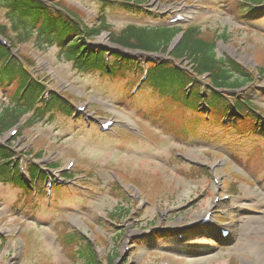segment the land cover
Masks as SVG:
<instances>
[{"label": "rangeland", "instance_id": "obj_1", "mask_svg": "<svg viewBox=\"0 0 264 264\" xmlns=\"http://www.w3.org/2000/svg\"><path fill=\"white\" fill-rule=\"evenodd\" d=\"M239 2L151 0L141 14L99 0H63L62 6L74 9L88 28L104 14L112 33L128 25L167 26L182 15L175 25L198 27L205 38L217 39L218 58L256 74L264 69V25L250 28L239 20ZM108 37L102 33L88 44L137 61V70L125 65L112 77L81 72L62 60L56 46L40 48L32 38L18 47L45 88L42 99L64 94L62 102L79 118L50 99V107L65 113L36 103L33 113L0 133V145L10 146V163L25 183L28 166L42 174L36 195L34 188L0 181V264H74L76 247L65 244L72 232L93 244L103 264L105 255L114 264H264V133L249 134L241 124L221 128L213 113L193 115L149 86L133 93L149 63L169 57L123 50ZM179 64L189 70L188 63ZM16 89L15 79L0 85V110L13 102ZM233 94L264 115V76L254 75ZM107 121L113 126L102 132ZM64 173L73 179L64 181ZM49 182L61 186H52L50 198ZM122 208L129 213L111 217ZM206 215L209 221L201 223ZM221 230L230 232L225 243L202 240H222Z\"/></svg>", "mask_w": 264, "mask_h": 264}, {"label": "trees", "instance_id": "obj_2", "mask_svg": "<svg viewBox=\"0 0 264 264\" xmlns=\"http://www.w3.org/2000/svg\"><path fill=\"white\" fill-rule=\"evenodd\" d=\"M62 1L0 0V9L3 10L5 17V22L0 23V38L7 42L6 46L0 45V85L4 83L8 85L14 79L17 80L13 102L0 110V133L8 131L24 116L33 113L44 90L37 81H30L27 70L20 63L23 61L21 58L20 60L9 59L10 49L15 50L17 46L34 38L40 48L58 47L62 60L77 71L96 72L109 76L124 70L123 66L126 64L121 62L119 64L120 56L117 53L109 51L111 60L107 62L103 58L105 54L102 53L103 51L97 54L87 47L86 41L104 32L109 33L105 18L100 16L96 26L89 29L75 14L74 9L62 6ZM101 1L105 6L116 4L126 11L141 12V7L149 0ZM263 3L264 0H240L236 11L239 20L247 21V25L252 28L264 25V8L258 9ZM251 16H257L255 19H259L260 22L250 19ZM179 33L183 34L182 38L169 52L172 41ZM216 40L205 38L202 30L196 26L166 28L130 25L118 33L111 32L109 35L110 44L117 48L169 56L173 63L158 62L151 64L149 68L146 83L149 87L159 90V95L175 97L193 115H202L201 107L205 105L209 113L222 117H235L238 125L241 124L243 128L248 127L246 131L254 133L258 129L263 134L264 115L252 102L229 99L226 93L243 89L253 81L254 75L264 76V69L259 68L256 74H250L231 59L218 58L215 52ZM184 61L190 63V70L176 67L175 63ZM201 78H204L206 82H201ZM190 85L192 89L187 90ZM202 88H204L203 96ZM177 91H181L180 95H177ZM52 100L56 105L58 99L52 97ZM42 105L45 107L44 110L55 107H50L51 103L48 105L42 103ZM64 106L69 113L70 108L66 104ZM38 112L40 114L41 110ZM10 149V146L0 147V181H13L22 187L24 184L18 176V170L12 168L10 163V159L13 158ZM37 158H41V153L37 155ZM30 170L35 172L34 176L38 175L37 169L32 165ZM121 211L128 213L127 209L122 208L111 217L118 216ZM66 238V245L74 244L76 247L72 256L74 264H100L91 244L86 239L75 232L67 235ZM112 261L113 258L110 257L107 263L112 264Z\"/></svg>", "mask_w": 264, "mask_h": 264}]
</instances>
